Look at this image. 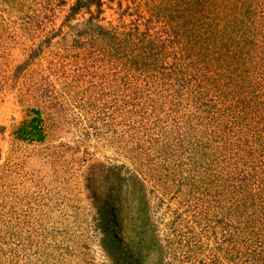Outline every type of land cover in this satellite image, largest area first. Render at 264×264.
<instances>
[{"label": "trees", "instance_id": "trees-1", "mask_svg": "<svg viewBox=\"0 0 264 264\" xmlns=\"http://www.w3.org/2000/svg\"><path fill=\"white\" fill-rule=\"evenodd\" d=\"M104 2L116 3L107 26L97 22ZM81 10L91 14L88 45L111 72L118 114L139 116V130L152 124L148 139L130 148L137 174L128 175L123 201L144 245L133 264H169L148 219L143 179L163 194L183 187V196L195 194L204 264H264V0H75L67 17ZM35 120L19 128L41 135Z\"/></svg>", "mask_w": 264, "mask_h": 264}, {"label": "rangeland", "instance_id": "rangeland-1", "mask_svg": "<svg viewBox=\"0 0 264 264\" xmlns=\"http://www.w3.org/2000/svg\"><path fill=\"white\" fill-rule=\"evenodd\" d=\"M74 1L0 0V264H133L144 246L123 200L137 174L130 148L148 139L152 124L139 130V116L118 114L111 72L88 45L90 12L67 17ZM115 7L104 2L97 22H115ZM25 118L39 122L41 135L19 128ZM142 181L165 261L204 264L195 194L183 196L185 187L163 194ZM172 212L179 223L170 231Z\"/></svg>", "mask_w": 264, "mask_h": 264}]
</instances>
